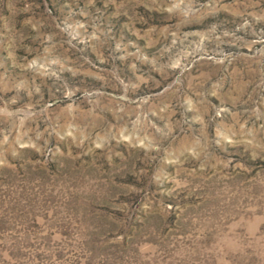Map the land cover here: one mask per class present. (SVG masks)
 <instances>
[{"label":"rangeland","instance_id":"1","mask_svg":"<svg viewBox=\"0 0 264 264\" xmlns=\"http://www.w3.org/2000/svg\"><path fill=\"white\" fill-rule=\"evenodd\" d=\"M0 264H264V0H0Z\"/></svg>","mask_w":264,"mask_h":264}]
</instances>
